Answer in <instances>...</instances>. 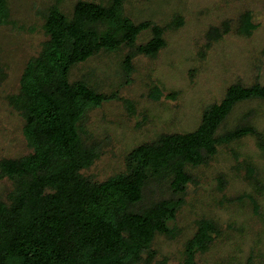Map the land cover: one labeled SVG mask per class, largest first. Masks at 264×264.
Returning <instances> with one entry per match:
<instances>
[{
    "label": "rangeland",
    "instance_id": "obj_1",
    "mask_svg": "<svg viewBox=\"0 0 264 264\" xmlns=\"http://www.w3.org/2000/svg\"><path fill=\"white\" fill-rule=\"evenodd\" d=\"M78 1L110 9L111 20L89 27L119 40L112 50H98L71 66L67 76L105 98L85 106L78 122L85 144L97 150L98 158L82 171L92 181L124 172L125 157L140 144L164 133L194 131L205 107L221 102L233 85H264V0H8V23L0 26V161L32 152L22 103L13 97L26 62L40 54L47 39L42 29L47 10L59 2L70 15ZM245 14L254 25L249 34L239 31ZM121 21L144 28L123 41ZM213 28L220 31L210 38ZM153 38L160 48L140 53L138 47ZM243 125L256 128L263 144L253 136L220 144L204 164L188 168L192 181L182 195H172L164 183L145 190L139 207L183 200L168 223L177 234L157 236L152 245L154 263L181 264L184 244L197 222L207 219L218 236L195 264H264V99L237 104L217 134ZM11 190V182L0 178V199Z\"/></svg>",
    "mask_w": 264,
    "mask_h": 264
},
{
    "label": "trees",
    "instance_id": "obj_2",
    "mask_svg": "<svg viewBox=\"0 0 264 264\" xmlns=\"http://www.w3.org/2000/svg\"><path fill=\"white\" fill-rule=\"evenodd\" d=\"M8 17V0H0V26L8 23ZM113 17L110 9L86 1L76 2L70 15L57 2L44 16L47 39L40 54L26 62L19 92L13 97L22 103L23 131L32 152L0 161V178L12 184L5 199H0V264H156L152 245L157 236L177 234L168 223L183 200L182 196L160 199L139 207L149 184L164 183L172 195H182L192 181L188 168L204 164L220 144L247 136L263 144L251 125L217 134L237 104L264 99V85L238 83L221 102L205 107L194 131L164 133L134 147L125 157V171L102 182L85 177L82 171L98 155L95 147L85 144L78 122L85 106L98 105L105 98L83 82L70 83L67 76L71 66L98 50L118 46L113 34L97 35L89 27ZM120 28L126 41L144 27L121 21ZM253 29L249 14L243 15L239 31L249 34ZM217 31L210 29V38L217 37ZM160 46L153 38L138 51L152 54ZM160 96L159 90L153 95ZM219 183L224 188V179ZM196 227L184 244L181 264H195L196 256L218 236L207 219Z\"/></svg>",
    "mask_w": 264,
    "mask_h": 264
}]
</instances>
